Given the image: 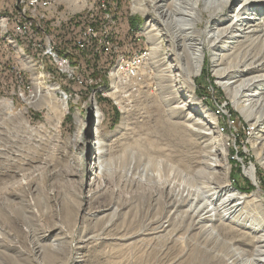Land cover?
I'll return each instance as SVG.
<instances>
[{"label": "rangeland", "instance_id": "obj_1", "mask_svg": "<svg viewBox=\"0 0 264 264\" xmlns=\"http://www.w3.org/2000/svg\"><path fill=\"white\" fill-rule=\"evenodd\" d=\"M74 1H55L54 9L60 11L64 21L76 18L82 21L81 27L85 26L88 22L86 7L90 3L96 7L93 11L95 18L99 15V0H79L78 4ZM136 1L108 0L107 3L104 0L108 8V27L102 36L91 34L89 37V33L83 34L84 27H76V37L84 44L83 48L71 40L61 41L62 47L72 52L74 64L78 65L74 68V78L66 82L68 90L64 89V92L56 88L58 100L53 95L44 96L45 99L40 95L46 87L57 86L46 72L44 77L36 76L42 80L38 87L33 81L37 80L35 75L38 72L33 74L32 67L25 71L20 67L16 75H3L0 81V230L3 234L0 238L4 246H0V251L5 253V260L8 255L17 254L34 264H78L75 261L77 256L83 257L81 264H177L178 245H175L174 236L177 238L180 232L168 240L164 237L171 233V228L133 235L136 226L126 223L125 217L134 212L135 203L130 199V182L124 173L117 174V177L121 174L120 188L114 187L116 183L113 181L106 183L101 198L104 203L118 199L124 205L115 219L107 222L112 215L111 209L96 212V219L88 216V212L98 205L89 201V194L97 181L95 171L89 172L95 162V136L100 134L106 150L117 160L133 140L138 138L143 143L152 125L156 126L153 124L155 110L150 109L156 104L163 109L190 102L188 110L177 111L171 119L183 121L182 116L190 113L203 121L206 131L215 132L206 137V143L195 144L196 158L184 160L181 156H170L179 171L178 181L188 180L194 171L200 169L199 153L217 150L223 169L230 175L229 183L235 189L243 186L240 190L245 194L256 191V199L264 209V189L260 187V180L264 182V166L257 162L252 148L264 123L254 129L251 121L233 106L217 84L212 73V50L203 51L200 69L191 83L185 80L184 73L177 74L178 62H186L168 54L177 46L161 19L155 16V0H141L140 12L133 9ZM238 3L239 0H233L224 12L232 13ZM130 16L140 19L141 23L129 32L127 20ZM219 16L202 12L196 25L197 33L205 36L211 26H216ZM55 33L52 42L60 46ZM223 44L218 51L229 44L236 46L237 42ZM245 46L247 42L241 45L243 49ZM24 54L29 56L27 51ZM242 56V53L232 54L223 61L234 62ZM164 63L170 66L167 81L162 78ZM141 70L145 74L137 79ZM111 73L115 74L114 82ZM112 86L119 90L118 98L122 103L131 109L118 128L120 110L108 95ZM15 98H19L18 106L14 104ZM46 101L67 104L64 115L57 119L44 107ZM93 107H98L103 116L97 124ZM32 112L40 114L36 123H29ZM65 116H71V123ZM162 116L170 117L166 109H163ZM243 132L245 137L242 139ZM238 151L242 154H237ZM126 163L122 154L116 165L119 171ZM238 168L239 172L236 171ZM245 179L254 186L252 190L247 189ZM139 213L145 219L146 207L140 208ZM88 233L95 237L89 238ZM81 236L87 240L82 243V248H76ZM56 242H59L58 248L51 249ZM43 247L48 249L45 255ZM50 251L54 252L52 256L48 254Z\"/></svg>", "mask_w": 264, "mask_h": 264}, {"label": "bare ground", "instance_id": "obj_2", "mask_svg": "<svg viewBox=\"0 0 264 264\" xmlns=\"http://www.w3.org/2000/svg\"><path fill=\"white\" fill-rule=\"evenodd\" d=\"M55 1L50 3L51 11H56ZM232 1L155 0L153 6L156 10L155 16L161 19L172 42L177 46V49L174 48L168 54L178 60L185 59L186 63L178 62L177 74L184 73L185 80L191 83L200 69L203 51L212 50V73L217 84L222 87L233 106L251 121L255 129L264 123V109L261 111L264 108V0H239L233 12L226 14L224 11ZM33 2L42 4L43 0H3V5L0 0V45L12 55L14 72L17 73L20 67L24 71L31 70L32 67L33 74L38 72L35 77H44L45 72L51 76L57 86L50 85L45 90L42 88L43 92L41 91L40 95L42 98L51 95L56 97V88L64 91L63 83L74 78V68L78 64L72 63L68 56L59 53L60 48L63 49L62 45L56 50V60L60 62L53 63V60L40 54L54 52L52 42L54 36L49 35V30L43 27L46 26L48 13L40 12V9L32 5ZM73 3L78 4L79 0ZM14 5L19 7V11L15 12V19H23V13L29 17V32L35 33V42H40L35 44V49L31 42H23L31 40V33H23L21 40L17 30L13 29L14 16L7 15L5 8H14ZM142 6L143 2L138 0L134 3L133 9L140 12ZM95 8L92 3L86 7L88 22L86 21L85 27H92L96 15L93 12ZM202 12L212 16L220 15L216 26H211L205 36L196 31ZM63 19V15L59 13V20ZM50 24H57V17H50ZM85 33H89L88 28L83 30V34ZM233 41L237 42L236 46L227 44L222 51L217 50L223 43ZM78 42L82 44L79 39ZM245 42L247 47L243 49L241 45L243 46ZM24 51H27L29 56H26ZM239 53L243 55L240 60L224 63L225 58ZM47 64L51 65L55 72L47 69ZM169 72L170 66L164 63L162 78L165 81ZM144 74V71H139L137 79L143 78ZM114 75L110 74L112 81ZM169 79L172 80L170 77ZM37 80H33L34 84L37 87L41 86L39 83L42 80L39 78ZM254 88L257 89L252 92ZM259 88L261 90H258ZM118 91L112 86L108 92L120 110L121 117L117 128L123 125L124 119L131 113V109L118 98L120 95ZM61 95L63 97V94ZM190 104L186 102L170 105L171 107L168 105L169 108L164 107L163 109L170 115L169 118L162 116L163 109L160 104L152 105L150 109L155 110L156 118L153 124L156 126L152 125L153 128L143 143H140L138 138L133 140L117 160L106 150V144L100 134H95V162L90 166L89 172L95 171L97 181L89 194V201L98 205L96 209L88 212V216L96 219L94 215L96 212L111 209L112 215L107 222L115 219L124 205L118 199L104 203L101 198L106 191V185L111 181L116 183L114 187L120 188L119 185L122 184L120 175L124 173L130 182V199L135 203L134 212L127 213L125 217L126 223L136 226L133 235L144 232L157 233L171 228L169 231L171 233L164 237L168 240L180 232L177 238L174 236L175 245H178L177 264H264V209L256 199V191L245 194L229 183L230 175L223 169L217 150L207 151L201 155L199 153L200 169L194 171L188 180H177L179 171L171 162L170 156L174 158L181 156L184 160L196 158L197 153L193 151L195 144L204 143L206 137L215 133L213 130L206 131L203 121L194 118L190 113L182 116L183 121L171 119L177 111L188 110ZM44 105L51 114L60 119L67 104L46 101ZM257 108L258 112H254ZM94 113L97 124L103 116L98 107L94 108ZM76 124L79 125V122L76 121ZM258 138L260 140L253 142L252 148L257 162L264 166V128ZM122 154L127 163L119 171L116 165ZM118 172L121 173L119 177ZM143 207H146L145 219H142L139 213ZM94 237L92 235L89 238ZM78 240L81 245L78 244L76 248H82V243L87 239L81 236ZM0 246H4L1 238ZM51 246V249L58 248L59 242ZM43 249L45 255L47 248ZM48 254L52 256L54 252L50 251ZM4 256L5 253L0 251V264H34L17 254L8 255L7 263ZM75 261L81 264L84 259L77 256Z\"/></svg>", "mask_w": 264, "mask_h": 264}, {"label": "built area", "instance_id": "obj_3", "mask_svg": "<svg viewBox=\"0 0 264 264\" xmlns=\"http://www.w3.org/2000/svg\"><path fill=\"white\" fill-rule=\"evenodd\" d=\"M54 1V0H43L42 4H34V2L32 3V5L35 6V8L40 9V12L43 13H48V20H46V26L45 29L49 30V35H54V31L56 32L55 36H58L60 39V46H55L54 45V52L53 53H40L46 57H48L49 60H53L54 62H60L56 60V50L58 48L61 47L63 40H71L74 41L75 45H80L81 47H83L84 44H79L78 42V38L76 36V31L74 33H72V36L70 35L69 32L66 33V31H64L63 26L66 25L67 23L71 22L72 24H76V27L78 28H88L89 31V37H91V34L94 35V37H99L103 35V32L105 30V27L107 26V12H108V8H107V4H105L104 0H99V6H98V10H99V15H101V22H100V28H99V32L96 31L92 25V27H81L80 23L82 22L81 20H76V18H70L69 20H59V12L60 11H51L50 10V3ZM108 3V0H107ZM2 5H3V0H2ZM7 15H12L14 16V23H13V29L17 30L18 34L20 35L21 40H23V33H31V40H23V42H31V44L34 46L35 49V44H40V42H35V33L29 32V28H28V20L29 17L27 16V14L23 13V19H15V12L19 11V7H16V5H14V8H5ZM50 17H57V24H50ZM129 32L132 31V29L128 28ZM68 36V38H63L64 36ZM77 38V39H76ZM55 44V43H54ZM106 50H108V48L105 47ZM11 54L10 52H7V49H3V47H1L0 45V81L2 80V77L4 74L8 73V74H14L16 75L17 73L14 72V64L11 63ZM55 72V70H54ZM20 74V73H18ZM17 77L14 76V80H16ZM61 78V76H60ZM19 99V98H15V101ZM14 101V104H15ZM30 123V122H29Z\"/></svg>", "mask_w": 264, "mask_h": 264}, {"label": "trees", "instance_id": "obj_4", "mask_svg": "<svg viewBox=\"0 0 264 264\" xmlns=\"http://www.w3.org/2000/svg\"><path fill=\"white\" fill-rule=\"evenodd\" d=\"M128 27L129 28H131L132 30L133 29H135V28H137L138 27V25H139V23H141V20L140 19H138V18H136V17H133V16H130V17H128ZM100 22H101V15L100 16H96V18H95V20L92 22V25H93V27H94V29L96 30V31H100L99 30V28H100ZM63 29H64V31H66V32H69L71 35H72V33H74L75 31H76V24H72L71 22H69V23H67L66 25H64L63 26ZM62 48H60V50H59V53L60 54H62V55H65V56H68V58H70V61L72 62V63H76V61L72 58L73 57V55H72V52L68 49V48H66L65 47V50H64V48L61 50ZM68 49V50H67ZM67 50V51H66ZM111 63V62H110ZM47 69H49V70H51V71H53L54 69L52 68V66L51 65H49V64H47ZM64 85H63V88L65 89V90H68V86H67V84H66V82H64L63 83ZM15 103H16V106H18L19 104H20V102H19V100L17 99L16 101H15ZM68 115H69V113H68ZM66 117V116H65ZM41 117H40V114L39 113H35V112H32L31 114H30V116H29V122L30 123H36L39 119H40ZM66 120H67V122L69 121L70 123H71V116H67L66 118H65ZM63 123H64V120H63ZM243 137H245L244 136V132L241 134V137L240 138H242L243 139ZM241 139V140H242ZM237 154H242V152H240V151H238V153ZM237 172H239L240 171V169L238 168L237 170H236ZM260 178V177H259ZM233 179H234V176H233ZM245 181H246V183H247V189L248 190H252L253 189V185H251V183L249 182V180H247V179H245ZM239 188H238V190H242L243 188V186H238ZM260 187L262 188V189H264V182L262 181V180H260ZM240 190V191H241Z\"/></svg>", "mask_w": 264, "mask_h": 264}]
</instances>
